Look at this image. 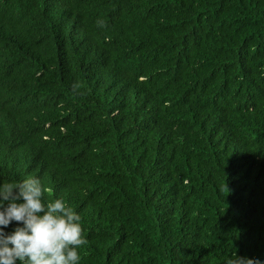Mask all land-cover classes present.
Returning a JSON list of instances; mask_svg holds the SVG:
<instances>
[{
    "label": "trees",
    "instance_id": "trees-1",
    "mask_svg": "<svg viewBox=\"0 0 264 264\" xmlns=\"http://www.w3.org/2000/svg\"><path fill=\"white\" fill-rule=\"evenodd\" d=\"M27 176L79 264H264V0H0V182Z\"/></svg>",
    "mask_w": 264,
    "mask_h": 264
},
{
    "label": "clouds",
    "instance_id": "clouds-1",
    "mask_svg": "<svg viewBox=\"0 0 264 264\" xmlns=\"http://www.w3.org/2000/svg\"><path fill=\"white\" fill-rule=\"evenodd\" d=\"M47 191L34 176L0 182V264H79L81 216L63 198H46ZM226 264L252 262L234 254Z\"/></svg>",
    "mask_w": 264,
    "mask_h": 264
}]
</instances>
